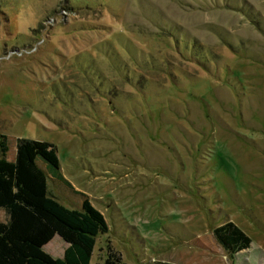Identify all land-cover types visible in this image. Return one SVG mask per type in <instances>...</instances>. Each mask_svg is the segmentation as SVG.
Segmentation results:
<instances>
[{
	"label": "rangeland",
	"instance_id": "rangeland-1",
	"mask_svg": "<svg viewBox=\"0 0 264 264\" xmlns=\"http://www.w3.org/2000/svg\"><path fill=\"white\" fill-rule=\"evenodd\" d=\"M0 133L9 160L54 144L51 193L104 214L91 264H264V0H0Z\"/></svg>",
	"mask_w": 264,
	"mask_h": 264
},
{
	"label": "trees",
	"instance_id": "trees-1",
	"mask_svg": "<svg viewBox=\"0 0 264 264\" xmlns=\"http://www.w3.org/2000/svg\"><path fill=\"white\" fill-rule=\"evenodd\" d=\"M8 151V136L0 133V208L8 215L6 222L0 221V264H91L97 237L109 231V224L84 194L81 209H76L51 193L39 158L57 169L53 176L69 186L59 172L56 146L22 137L14 160L7 158ZM214 234L232 255L251 247L252 238L233 221L215 227ZM56 235L67 243L62 258L44 250ZM107 264L124 263L112 255Z\"/></svg>",
	"mask_w": 264,
	"mask_h": 264
}]
</instances>
